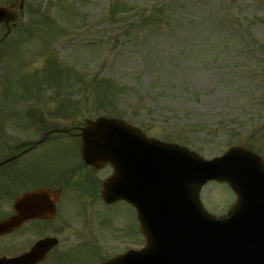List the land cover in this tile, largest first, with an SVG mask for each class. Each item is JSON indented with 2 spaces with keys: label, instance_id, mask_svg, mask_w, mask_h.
Masks as SVG:
<instances>
[{
  "label": "rangeland",
  "instance_id": "374dc122",
  "mask_svg": "<svg viewBox=\"0 0 264 264\" xmlns=\"http://www.w3.org/2000/svg\"><path fill=\"white\" fill-rule=\"evenodd\" d=\"M11 2L0 0V6ZM109 9L139 13L108 27ZM51 20V31L36 30L27 37L22 29ZM3 33L0 26V37ZM0 67L2 111L63 105L62 113L67 111L70 119L49 124H79L97 116L88 109L96 83L108 79L114 83L110 94H121L99 115L110 112L205 159L249 144L264 160V0H26L24 13L0 44ZM44 70L46 76L51 71L54 83L40 76ZM62 74L64 82L58 85L55 79ZM72 74L90 83L88 91L79 94ZM35 76L38 89L29 79ZM37 90L39 97L33 94ZM77 100L83 105L79 110L74 108ZM109 172L104 169L102 178ZM229 192L210 183L200 199L209 212L220 210L222 215L234 200ZM104 213L135 217L124 202L104 208Z\"/></svg>",
  "mask_w": 264,
  "mask_h": 264
},
{
  "label": "water",
  "instance_id": "95a60500",
  "mask_svg": "<svg viewBox=\"0 0 264 264\" xmlns=\"http://www.w3.org/2000/svg\"><path fill=\"white\" fill-rule=\"evenodd\" d=\"M17 6L18 0L0 8V23L7 28L17 18ZM81 137L82 157L88 164L113 167L104 190L107 201L125 198L142 218L188 219L182 223L184 234L197 224L190 220L195 213L198 234L183 250L202 259L198 264H207V259L209 264H264V165L252 153L236 148L206 162L184 148L150 140L139 130L107 118L88 121ZM210 179L227 181L239 194L228 219L219 222L198 203V188ZM112 195L116 196L112 199ZM152 247L150 252L167 249ZM34 260L36 256H25L0 260V264H32ZM124 261L125 257L112 264Z\"/></svg>",
  "mask_w": 264,
  "mask_h": 264
},
{
  "label": "flooded vegetation",
  "instance_id": "af4514ba",
  "mask_svg": "<svg viewBox=\"0 0 264 264\" xmlns=\"http://www.w3.org/2000/svg\"><path fill=\"white\" fill-rule=\"evenodd\" d=\"M24 114L18 129L25 136L0 138V221L23 217L18 226L3 229L2 257L23 255L50 240L54 246L38 264H76L78 251L99 253L104 238L121 250L144 244L134 219L103 218L102 178L82 162L77 140L45 136L39 113Z\"/></svg>",
  "mask_w": 264,
  "mask_h": 264
},
{
  "label": "trees",
  "instance_id": "16d2710c",
  "mask_svg": "<svg viewBox=\"0 0 264 264\" xmlns=\"http://www.w3.org/2000/svg\"><path fill=\"white\" fill-rule=\"evenodd\" d=\"M115 6V5H114ZM114 8V7H113ZM111 14H114V12H112ZM119 22H122V21H124V20H122V19H119L118 20Z\"/></svg>",
  "mask_w": 264,
  "mask_h": 264
}]
</instances>
